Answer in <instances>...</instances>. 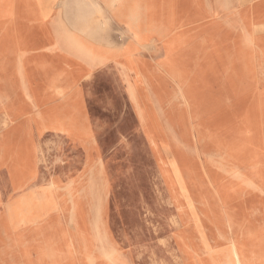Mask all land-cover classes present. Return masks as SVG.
<instances>
[{
  "label": "rangeland",
  "instance_id": "1",
  "mask_svg": "<svg viewBox=\"0 0 264 264\" xmlns=\"http://www.w3.org/2000/svg\"><path fill=\"white\" fill-rule=\"evenodd\" d=\"M35 2L47 17L56 0H0V55L23 54V44L42 39L23 20L37 14ZM74 15L82 29V13ZM156 21L146 31L139 24L136 35L143 52L163 49L154 61L164 74L140 65V87H111L100 75L80 100L81 90L58 86L43 64L51 92L40 100L59 97L27 105L25 126L28 135L40 123L42 132L54 127L60 135H42L41 162L39 137H27L22 124L0 140L5 209L11 225L25 224L0 228V264H234L233 241L249 264H264V0H166V34ZM58 38L80 51L73 32ZM11 64L13 77L17 60ZM6 75L0 82L8 83ZM23 105L13 104L10 117ZM66 126L76 130L70 138ZM38 171L49 200L24 195ZM92 174L100 183L94 197ZM100 209L106 252L79 238Z\"/></svg>",
  "mask_w": 264,
  "mask_h": 264
},
{
  "label": "crops",
  "instance_id": "2",
  "mask_svg": "<svg viewBox=\"0 0 264 264\" xmlns=\"http://www.w3.org/2000/svg\"><path fill=\"white\" fill-rule=\"evenodd\" d=\"M59 1H61L62 7L60 9L58 7ZM158 2L156 0H56L52 12L47 17L41 12L43 7L35 2L34 9L37 14L23 20L26 27H38L42 39L29 46L23 44V54L16 56L4 53L0 55V72L7 74L8 82H0V85L8 87L12 85L18 91L13 97L9 93L2 94L0 92V140H4L5 135L9 134L15 124L23 125L27 137L37 135L41 147L42 135L55 133L52 129L42 132V123H40L35 128V133L28 135L25 124L27 123L26 115L31 108L26 110L19 120L16 118L11 120L8 117L13 104L17 105L20 102L25 105L47 103L49 99L59 97H47L45 102L40 100L42 93L51 92L40 74L43 64L52 73H55L57 77L54 80L58 86L69 88L72 90L71 93L74 92L73 90L80 93L79 90H81V96L77 97L80 100L86 98V89L93 88L92 83L99 81L100 75L115 83L111 87L128 89L129 83L130 85L136 83L134 76H136L140 65L150 66L153 69L157 65L159 73L164 74V69L154 61V58L157 60L164 56L163 49H158L157 52L155 50L153 53L143 52L140 50L136 35L139 24L145 31L148 25L154 24L156 20L152 16L157 10H162L165 13V16L156 22L163 26L162 30L166 34L170 23H166V0H162V6ZM193 7L195 8L193 10L194 16H191V20L196 18V3ZM75 12L82 13V29L79 28V22L75 20V15L74 18L70 16ZM60 31L73 32L79 38L78 40L75 39L78 49L80 51L86 49L90 53L82 55L80 51L71 50L72 46L64 47L61 39L58 38ZM164 37L166 39L167 35ZM153 39L159 41L160 36H153ZM193 49L199 50V47L194 46ZM15 59L17 60L18 74L12 77L11 70H14L16 66L12 65L11 61H16ZM26 90L31 95L30 97H27ZM91 136L96 137L95 133H92ZM92 145L97 146V141L93 140ZM89 168L91 167L89 166ZM4 169L0 168V228L25 227V224L16 227L11 225L8 218V210L5 209L7 197L1 180V173L4 172ZM94 177L96 176L92 174L91 180ZM37 181L42 185L43 177L40 174ZM92 182L98 189L100 183L94 180L90 183ZM2 216H5V219Z\"/></svg>",
  "mask_w": 264,
  "mask_h": 264
},
{
  "label": "bare ground",
  "instance_id": "3",
  "mask_svg": "<svg viewBox=\"0 0 264 264\" xmlns=\"http://www.w3.org/2000/svg\"><path fill=\"white\" fill-rule=\"evenodd\" d=\"M134 85H135V88H136V87H138L139 83H137V81H136V83ZM139 87H140V85H139ZM145 91H147V93H149L148 92V89H145ZM142 96L143 95L141 93V96L140 97H142ZM142 100H143V98H142ZM143 102H144L143 104H144V107H145L147 113L152 112V107H151V104H150L151 99L150 98L148 99L147 97H145L144 100H143ZM18 109L19 110L17 111L16 116L14 117L16 119H19L20 117H22L23 113L26 110H29V107H27V105L24 104L23 106L18 107ZM46 109H47V107H44V110H46ZM8 117L11 118V120H14L13 117H10V116H8ZM6 122L7 121L5 120V123ZM18 125L19 124H15L16 127L14 128L12 126L11 129H17V126ZM63 129L65 130V132L63 133V135H65L67 137H68V134H71V129H72V131L73 130L76 131L72 126H66ZM80 129L81 130H84L83 127H80L77 130H80ZM52 130H54L55 134L60 135L59 132H56L55 131V130H57V128H54L53 127ZM15 131H17V130H15ZM10 132H11V130H10ZM10 132H9L8 135H10ZM68 138H70V137H68ZM70 140L75 145L81 146V145H78V143L75 141V139L71 138ZM36 149L40 151V157L39 158H40V162H41V159H42V157H41V151H42V149H41V146H40V141H38V145H36ZM52 186H53V184H52ZM48 189L49 188H47V187H45L43 185H40V183L35 182L31 186L30 190L27 193H25L24 195H26V194L27 195H30L31 194L32 196H34V199H45V200L48 199L49 200V198H48L49 197V195H48ZM96 190H97L96 189V186L93 185V182L90 183L89 192L91 194V197H94L96 195V193H95ZM101 209H102V206H101ZM101 209H100L99 213H97L98 214V216H97L98 219H94V223L92 225H90V228H91L90 232H88V234L86 233V234H83V235L79 234V238L81 240V244L86 246L85 248H89V247H93V246H96L97 245V246H99V248L101 250H104L106 252L107 251V247H106V245H107L106 244L107 238H106V234L103 231V228H101V226H100L103 223L102 220H101V217H100ZM26 210H28V209H26ZM75 213H76V209L74 208V214H73V216L75 215L76 216V219H77V213L76 214ZM80 214L83 215V212H81ZM21 216H24V218L22 217L23 220L25 219L28 223H30V224L32 223V219L30 218V215L29 214H25V215L23 214ZM97 223H98V226H97ZM228 227H229V225H228ZM232 246L233 247H232V250H231V257L233 259V263L234 264H249V256H248V253L243 248L242 244L240 242H238V241H233ZM91 258H92V256H91ZM109 261H110V259H109Z\"/></svg>",
  "mask_w": 264,
  "mask_h": 264
}]
</instances>
